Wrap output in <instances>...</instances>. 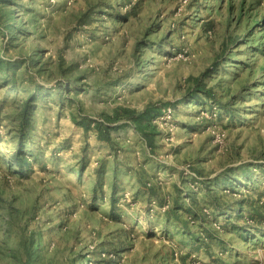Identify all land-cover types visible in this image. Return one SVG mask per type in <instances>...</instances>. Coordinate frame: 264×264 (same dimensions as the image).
I'll use <instances>...</instances> for the list:
<instances>
[{
    "label": "rangeland",
    "instance_id": "rangeland-1",
    "mask_svg": "<svg viewBox=\"0 0 264 264\" xmlns=\"http://www.w3.org/2000/svg\"><path fill=\"white\" fill-rule=\"evenodd\" d=\"M0 264H264V0L0 2Z\"/></svg>",
    "mask_w": 264,
    "mask_h": 264
},
{
    "label": "trees",
    "instance_id": "trees-1",
    "mask_svg": "<svg viewBox=\"0 0 264 264\" xmlns=\"http://www.w3.org/2000/svg\"><path fill=\"white\" fill-rule=\"evenodd\" d=\"M1 3H4L6 2V0H0ZM194 80V85L195 87L193 88L194 89V95L196 97L199 96V91H202L205 87L203 85V83L201 82V79L199 78H193ZM209 92V91H207ZM126 112V115H128L129 117H132L138 124V127L143 131V130H146V128H148L149 126H151L152 124V121H151V118L154 116V113L155 111H158V112H161V110L159 108H150V109H147L141 113H138L136 114L134 110L132 109H125L124 110ZM122 118V115H120V113L118 112L116 115H114L113 118H110L114 121H118ZM27 119V117L23 116L22 117V122L25 124V120ZM145 120H147L145 122ZM98 128L100 130V137L101 138H104V139H108L110 137V134H109V131H110V127H104L102 126V124H99L98 125ZM106 130L108 133H105ZM146 135L150 134L148 133L147 134V131H145ZM16 160L19 161V163L21 164V168H26L27 166L29 165H26V163L24 161H22V159L20 158V156H18V153H16ZM24 160V159H23Z\"/></svg>",
    "mask_w": 264,
    "mask_h": 264
}]
</instances>
